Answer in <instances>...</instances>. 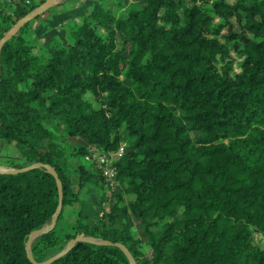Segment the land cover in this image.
Instances as JSON below:
<instances>
[{"label":"trees","instance_id":"trees-1","mask_svg":"<svg viewBox=\"0 0 264 264\" xmlns=\"http://www.w3.org/2000/svg\"><path fill=\"white\" fill-rule=\"evenodd\" d=\"M44 1L0 0V40ZM38 18L3 46L0 75L8 167L45 163L63 185L35 260L84 233L137 264H264V0H95L40 52ZM123 143L108 196L102 171L74 161ZM58 203L44 168L0 171V264H33L29 234ZM51 264L132 263L78 242Z\"/></svg>","mask_w":264,"mask_h":264},{"label":"water","instance_id":"water-1","mask_svg":"<svg viewBox=\"0 0 264 264\" xmlns=\"http://www.w3.org/2000/svg\"><path fill=\"white\" fill-rule=\"evenodd\" d=\"M60 1L61 0H45L38 7H36L34 10H32L31 12L26 14L24 17L19 19L10 28V30L3 36V38L0 40V75H1V51H2L3 46L9 40H11L26 24L35 20L36 18L40 17L41 15L45 14L50 8L57 5ZM36 168H44L51 175L54 176L56 183H57L58 192H59V203H58L56 212L53 215L52 222L49 225H46L40 229L34 230L29 234L26 249H27L28 257L33 264H51L53 261L59 259L63 255H65L68 251H70L74 247V245L78 242H88V243H93V244H104V245L106 244V245L117 246L122 251H124L125 254H127V256H128V258L132 264H137L135 259L132 256L131 252L128 251V249L125 248V246L122 245L121 243H118V242L113 243V242L108 241V240L104 241L102 239L86 236L84 233L78 234L75 238L71 239L67 243L66 247L61 252H59L58 254L52 256L51 258H49L45 262H41V263L37 262L35 260L34 255H33V252H32V244L37 237L44 235V234L50 232L52 229L55 228L57 221H58V218H59V215H60L62 208H63V197H64V195H63V185H62L61 179H60L57 171L53 167H51L50 165L45 164V163H34V164H31V165H28V166H25L22 168H10V167H4V166L0 165V171L1 172L14 173V174L28 172V171L34 170Z\"/></svg>","mask_w":264,"mask_h":264},{"label":"rangeland","instance_id":"rangeland-1","mask_svg":"<svg viewBox=\"0 0 264 264\" xmlns=\"http://www.w3.org/2000/svg\"><path fill=\"white\" fill-rule=\"evenodd\" d=\"M69 1L70 0H61V2H67V3H69ZM84 1L85 0H80L79 3L80 2L83 3ZM61 2H59L57 5L61 4ZM94 5H95V0H92V3L82 5L77 10H74L72 13V16H76V14H77L80 18V17L84 16L86 13H88L92 9V7H94ZM45 15L44 14L41 15L39 17V19L41 17H44ZM70 19H72V18H70ZM70 19H68V20H70ZM68 20H66V21H68ZM60 24L57 25V22L53 21V23L49 24L51 26L46 25L43 29L40 28L41 30L39 28H36V27L32 28L34 38H36V40L38 41L37 46L35 48L36 52H40L43 49V47H48L49 46V40L51 37H53V36H58V37L61 36L62 38L64 37L63 32H61V30H60V29H62L60 27ZM49 50H51V49H49ZM51 129L54 130L53 127H51ZM55 132L57 135H59V133L57 131H55ZM61 141H64L65 143L67 141L72 146H74L76 144V139H72L70 137H65V139L61 138ZM0 158L4 161V164L2 165L4 167H8V163L10 161H16L18 159V149H17L16 145H14L13 143H8V142L3 143L1 145V148H0ZM73 161L74 160H72V162ZM80 162L86 164L90 168L95 167V164H93V162L87 161V160H85V158L79 159L77 162L74 161L75 164L80 163ZM111 193H112L111 191L106 192V194L108 196L111 195ZM74 208H77V205H75ZM70 210H71V207H68V211H70ZM257 241L259 242V244L261 246H264V239L257 238ZM148 252L149 251H146V253H148Z\"/></svg>","mask_w":264,"mask_h":264},{"label":"built area","instance_id":"built-area-1","mask_svg":"<svg viewBox=\"0 0 264 264\" xmlns=\"http://www.w3.org/2000/svg\"><path fill=\"white\" fill-rule=\"evenodd\" d=\"M125 144H121L118 150H102L98 147H91L89 153L84 157L85 160L93 162L102 171L105 177V187L108 191H114L118 186L116 163L123 157Z\"/></svg>","mask_w":264,"mask_h":264},{"label":"crops","instance_id":"crops-1","mask_svg":"<svg viewBox=\"0 0 264 264\" xmlns=\"http://www.w3.org/2000/svg\"><path fill=\"white\" fill-rule=\"evenodd\" d=\"M80 0H70L69 3L67 2H61V4L59 5H55L52 8H50L44 15V17H41L40 19L38 18V20H36L33 23V28H41L43 29L46 25H49L50 23H53V21L57 22V25L60 24L63 21H66L70 18H78L79 16L76 14V16H72V13L74 10H77L78 8H80V6L85 5V4H90L92 3V0H85L83 3H79ZM76 5H75V4ZM40 29V30H41ZM61 32H63L64 35V30L60 29Z\"/></svg>","mask_w":264,"mask_h":264}]
</instances>
